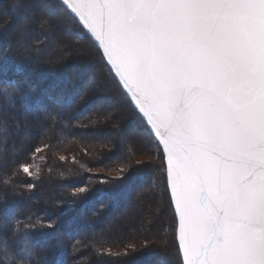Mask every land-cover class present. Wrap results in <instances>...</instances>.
Listing matches in <instances>:
<instances>
[{"label": "snow or ice", "instance_id": "6c2138e0", "mask_svg": "<svg viewBox=\"0 0 264 264\" xmlns=\"http://www.w3.org/2000/svg\"><path fill=\"white\" fill-rule=\"evenodd\" d=\"M7 9L13 22L10 28L0 23V37L14 39L25 61L39 63L52 49L69 47L67 33L77 29L81 46L68 55L102 66L108 76L84 84L77 70L62 69L60 86L45 90L40 101L25 95L19 109L0 108V129H7L0 146L12 144L10 150L0 147V173L23 175L21 186L30 194L48 153L63 146L62 134L104 138L126 162L119 177L124 183L112 195L128 186L133 169L154 170L157 163L166 186L163 195L138 202L130 218L102 232L118 237L117 228L151 231L171 213V242L158 237V264H264V0H7ZM90 55L96 59L88 60ZM129 117L138 122L131 138L135 155L149 160L128 155L122 122ZM73 120L79 124L69 131ZM56 129L61 135L52 143ZM3 184L13 196L32 198L17 192L10 179ZM96 227L87 226L90 245L52 223L38 232L30 217L0 208V264H82L81 256L88 259L82 249L103 258L105 241L95 247ZM148 240H115L107 256L134 264V254L157 246Z\"/></svg>", "mask_w": 264, "mask_h": 264}, {"label": "trees", "instance_id": "16d2710c", "mask_svg": "<svg viewBox=\"0 0 264 264\" xmlns=\"http://www.w3.org/2000/svg\"><path fill=\"white\" fill-rule=\"evenodd\" d=\"M12 22L13 21L5 24L11 26ZM69 33H71V38L75 43H81L83 38L80 36L77 29L69 30ZM11 46V40L0 38V108L9 111L12 110L13 105L16 109H19L25 95L33 103L40 101L45 90L55 91L56 88L60 86L62 81V69L69 71L71 68L75 67V63L72 64L67 61L62 64H57L55 62L56 58L62 55L63 51L55 50L50 58L43 56L40 60L41 66L34 70V65H36V63L25 65L24 57H20L18 52ZM43 60H47V62L51 61L54 66L52 64L47 65L42 63ZM95 66L98 65H92V67ZM77 69L81 74L83 70L79 67H77L76 70ZM91 71L92 70H87V75L83 74L84 84H88L89 78L92 79L94 76L92 75L93 73L91 74ZM103 71L108 75L107 69L103 68ZM43 73L46 75L44 76ZM9 96H11V103L9 102ZM85 115L88 114L86 113ZM95 118L96 117L93 116V119ZM80 120L87 123V120L83 116L80 117ZM64 123H69L67 118ZM71 124L73 128L69 129V131L74 130L75 127L78 126L79 121L73 120ZM124 125H126V123H124ZM134 125L138 126V122L136 121ZM137 129L138 127L135 128V130ZM6 131L7 129H0V136L5 135ZM56 135H61L59 129H56L53 133L52 143H57L55 139ZM61 139L63 141V146L58 151L48 153L47 166L40 180L35 181L37 184L36 189L30 194L27 192L26 188L21 186L22 182H27L24 180L23 175L13 177L11 175L5 176L2 174L0 176V208H14L16 216L22 219H28L30 217L32 222H37L38 232L49 231L47 225L52 223L54 227H58L62 232L70 230L73 236L77 239L84 240L90 245L92 242L87 239L85 233L87 232V226L94 223L97 225L95 229L97 237L95 247L99 248L101 245L99 241L101 239L105 241V246L103 248L105 256L103 258H97L92 256L91 253L85 249L86 255H90L92 258L87 260L84 256H81L82 263L86 260L87 264H98V259H103L105 264H125V260L131 258H122L120 260L109 259L106 250L115 240H123L126 242V240L131 239L130 237L134 235L126 236V234H124L117 237L113 234L109 235L107 232H102V229H106L110 224L119 222L117 219L125 213L124 211L129 199L134 200L133 202H137L138 199L143 201L142 198L152 195L153 192L150 188L152 179L150 175L151 172L142 173L141 171L133 169L132 172L129 173V175L133 177L132 181L122 192L114 196L112 193L116 191L118 185L124 183V181H121L119 177H101V175H96L89 171V169L96 170L98 168V170L114 171L117 168L125 167L126 162L123 157L112 159V157L116 156L113 155L115 152L114 146L109 145L106 140L86 141L82 140L79 136L67 133L62 134ZM10 146H12L11 143H5L0 147L9 149ZM61 151H66L72 158H67L66 160L59 159L57 153ZM128 155L130 156V154ZM73 157H75V160H73ZM104 165H106V167H104ZM121 165L123 166L121 167ZM160 172L161 176L159 178L160 183L158 189L160 190V195H163L166 186V176L162 171ZM4 179H10L12 185H17L16 191L19 193L31 195L32 198L30 201L28 199V201L24 202V200L27 199H21L19 196H10L12 188L11 186H5L3 184ZM101 180L113 181V183H101ZM161 181H165V183ZM48 183L62 186V189L58 191L57 194L52 193L48 197H42L43 199L38 198V192L43 190ZM80 186L87 187L88 191L86 194H79L78 189ZM73 192H76L77 195L73 196ZM141 193H143V195H141ZM34 200H37V202H34ZM23 207L30 208V212L24 211ZM107 219H110V224L103 225L102 222ZM88 235H91V233L89 232ZM142 236L144 235H138L137 238ZM37 239H39V235H37ZM146 242L150 243L151 241L148 240ZM72 243H75V240H72L68 245L70 259L72 258ZM2 249L3 244L0 243V259H2ZM146 252L149 253V256L142 254H146ZM142 253L134 254V264H157L158 261L161 260L160 251L153 247L142 251Z\"/></svg>", "mask_w": 264, "mask_h": 264}, {"label": "rangeland", "instance_id": "374dc122", "mask_svg": "<svg viewBox=\"0 0 264 264\" xmlns=\"http://www.w3.org/2000/svg\"><path fill=\"white\" fill-rule=\"evenodd\" d=\"M3 19H4V21H3ZM11 21H12V17H11V15L8 13V9H7V0H0V23H4V25H5V27L6 28H10L11 26L10 25H6L5 23H7V22H9V23H11ZM8 23V24H9ZM70 30H73V29H70ZM0 31H2V29L0 30ZM1 38V37H0ZM66 41H67V44L69 45V47H67V48H63V45H61V47H58V48H54V49H52L49 53H47V54H45L44 56H46L47 58H50V56H51V54L56 50H58V51H61V48H63V53H62V55H64L65 56V59H64V61L63 62H65V61H67V62H69V63H75V67L77 68V67H79L81 70H83V71H81V74L83 75H87L86 74V71L87 70H92L91 71V74L92 75H94V76H96V75H101V74H103V75H105V76H108L107 75V73H105L104 71H103V68H102V66H95V67H92V64H85V63H83V62H77L73 57H71V56H69L68 55V52L69 51H71V49L72 48H76V47H80L81 46V43H75L73 40H72V38H71V33H69V31H68V33H67V36H66ZM11 47L12 48H14L15 49V42H14V39H12L11 40ZM17 52V51H16ZM18 54L20 55V57L22 56V57H24L23 56V54L22 53H19L18 52ZM87 59L88 60H95L96 59V56L95 55H90V56H88L87 57ZM46 61V62H45ZM43 60L42 61V63H45V64H52L53 65V63L50 61V62H47V60ZM41 63V64H42ZM24 64L25 65H29V62H27V61H25L24 60ZM58 64V63H57ZM39 66H41L40 65V62L39 63H36V65H34V70L36 69V68H38ZM54 66V65H53ZM58 66V65H57ZM71 68L69 71H71L72 69H75L76 70V68ZM91 68V69H90ZM77 71H78V69H77ZM88 73V72H87ZM44 74V73H43ZM90 74V73H89ZM46 74H44V76H45ZM42 77V76H41ZM91 80V78H89V80L88 81H90ZM87 83H89V82H87ZM1 107V106H0ZM124 123H126V125H124V123H123V129H125L124 131H125V133L130 137V142L127 144V148L128 149H130V152L128 153V154H130V156L132 157V158H134V160H136V161H141V160H149V159H151V157H149V156H139V155H135V153H136V151H137V147H136V143H135V141H134V139H131L132 138V134H133V132L134 131H136L135 130V128H137L138 126L137 125H134L135 124V120L134 119H132V118H126L124 121H123ZM126 127V128H125ZM101 141L102 140H105L104 138H101L100 139ZM113 140H115V138H113ZM12 148V146H10L9 147V150ZM45 151H47V150H45ZM45 151H42V152H40V153H37L36 154V157H35V163H39V161H40V158H41V156H44L45 155ZM161 155H162V152H161ZM57 157L60 159L61 157H66V158H68V159H70V158H72L70 155H68V153L66 152V151H61V152H58L57 153ZM115 158H118L117 156H114V157H112V159H115ZM123 165H121V167H122ZM99 169V168H98ZM98 169H96V170H90V173H94V174H96V175H101V177H103V176H106V177H110V178H117V177H120L121 176V172H120V168H117V169H115L114 171H104V170H98ZM151 172V176H152V179H151V182H150V188H151V190H152V195H149V196H147L146 198H142V200L143 201H148V200H151L152 198H153V196H160V190L158 189V185H159V183H160V176H161V169H160V167H159V163H157V165H156V167H155V169L154 170H144V171H141L142 173H146V172ZM29 172L30 173H35L36 172V167H35V165H34V167L33 168H31V169H29ZM2 175V173H0V176ZM166 176V175H165ZM166 178V177H165ZM62 186H59V185H55V184H53V183H48V185L43 189V190H41V191H39L38 192V195L39 196H37L38 198H42V197H48V196H50V194H52V193H58V191H60L62 188H61ZM159 191V192H158ZM12 192V191H11ZM18 192V191H17ZM10 196H13V195H11L10 194ZM43 199V198H42ZM26 201H28V199L27 200H24V202H26ZM30 201V200H29ZM134 200H131V199H129L128 200V202H127V207H126V209H125V213L124 214H122L121 215V217H119V219H117L119 222H123L125 219H127V218H130V209H132V208H134V206L138 203V202H141V200L140 199H138V201L137 202H133ZM34 202H37V200H34ZM168 203V201L167 200H165V204H167ZM23 210L24 211H26V212H30V208H26V207H23ZM145 211H146V206H145ZM117 220H115V221H117ZM122 220V221H121ZM103 225L104 224H110V219H107V220H104L103 222ZM136 226L138 227L139 226V221H137L136 222ZM172 214L171 213H169L166 217H165V219L159 224V225H157V226H155V227H153V226H149L152 230L151 231H145V232H143V233H139V232H136V231H133L132 230V228H125V229H119V228H117L116 229V231L117 232H119V233H121L120 235H124V234H126V236H131V235H134V236H131L130 238L131 239H128V240H126V242H133L134 241V239H136L137 237H138V235H144V236H147V237H149V241H151V242H157V246L156 247H153V248H155L156 250H158L159 251V247H160V245H159V243H158V237H160V236H166L167 237V239H168V241H169V243L171 242V237H172V231H171V229H172ZM164 229H168V231L167 232H165L164 231ZM107 233L109 234V235H112L113 233L111 232V231H107ZM150 242V243H151ZM104 246H105V244H103V248H104ZM99 247H101V245L99 246ZM137 248H139V244H137ZM150 249V248H149ZM85 249H82V251L83 252H85L84 251ZM123 249L122 248H120V249H112V252L113 253H116V252H119V251H122ZM107 251V250H106ZM173 251V253H174V250H172ZM137 253H142V252H137ZM85 254H86V252H85ZM143 255H147V256H149V253H147L146 252V254L145 253H142ZM161 254V253H160ZM90 255H88V259L87 260H89V259H91L92 258V256H90ZM162 257H160V259H161ZM96 260V259H95ZM87 261L86 260H84L83 261V263L82 264H87L86 263ZM95 262H97V261H95ZM154 263V262H153ZM155 264V263H154ZM158 264V263H157Z\"/></svg>", "mask_w": 264, "mask_h": 264}, {"label": "bare ground", "instance_id": "6f19581e", "mask_svg": "<svg viewBox=\"0 0 264 264\" xmlns=\"http://www.w3.org/2000/svg\"><path fill=\"white\" fill-rule=\"evenodd\" d=\"M100 67V66H99ZM91 69V68H90ZM99 75V74H98Z\"/></svg>", "mask_w": 264, "mask_h": 264}]
</instances>
